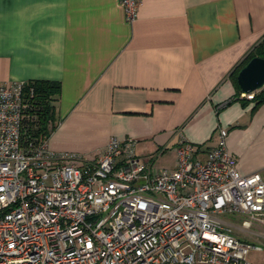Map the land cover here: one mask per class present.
I'll list each match as a JSON object with an SVG mask.
<instances>
[{
	"label": "crops",
	"instance_id": "0c3cea01",
	"mask_svg": "<svg viewBox=\"0 0 264 264\" xmlns=\"http://www.w3.org/2000/svg\"><path fill=\"white\" fill-rule=\"evenodd\" d=\"M263 41L264 0H143L133 22L120 0H0V83L61 84L56 155L133 139L174 170L181 142L207 152L225 129L249 175L264 172V101L243 98L238 75Z\"/></svg>",
	"mask_w": 264,
	"mask_h": 264
},
{
	"label": "built area",
	"instance_id": "2783aa9c",
	"mask_svg": "<svg viewBox=\"0 0 264 264\" xmlns=\"http://www.w3.org/2000/svg\"><path fill=\"white\" fill-rule=\"evenodd\" d=\"M120 2L133 22L143 0ZM26 86L0 83V264H256L264 248L223 218L264 227V172L240 173L227 130L207 152L181 142L174 170L133 139L59 156L27 137Z\"/></svg>",
	"mask_w": 264,
	"mask_h": 264
},
{
	"label": "trees",
	"instance_id": "16d2710c",
	"mask_svg": "<svg viewBox=\"0 0 264 264\" xmlns=\"http://www.w3.org/2000/svg\"><path fill=\"white\" fill-rule=\"evenodd\" d=\"M255 57L264 58V41L249 54L239 70L244 68ZM25 91L29 93L31 103V121L28 124L27 137L30 139L48 138L55 121V103L61 93V84L51 81H31ZM258 105L264 101V89L257 92L254 99ZM50 122H53L50 124Z\"/></svg>",
	"mask_w": 264,
	"mask_h": 264
},
{
	"label": "water",
	"instance_id": "95a60500",
	"mask_svg": "<svg viewBox=\"0 0 264 264\" xmlns=\"http://www.w3.org/2000/svg\"><path fill=\"white\" fill-rule=\"evenodd\" d=\"M238 84L248 95L264 89V58L255 57L239 73Z\"/></svg>",
	"mask_w": 264,
	"mask_h": 264
},
{
	"label": "rangeland",
	"instance_id": "374dc122",
	"mask_svg": "<svg viewBox=\"0 0 264 264\" xmlns=\"http://www.w3.org/2000/svg\"><path fill=\"white\" fill-rule=\"evenodd\" d=\"M51 123H53V122H50V124ZM223 220H225L227 223H229V224H231L232 226L235 227L234 228L235 229L234 230V235L235 236L239 237L240 239L248 240V241H251V242H256V244H259V245H261L264 248V227L255 226L250 234L245 235V234H242L238 230V228L240 227V221H238L236 218H234V217H225V218H223Z\"/></svg>",
	"mask_w": 264,
	"mask_h": 264
}]
</instances>
